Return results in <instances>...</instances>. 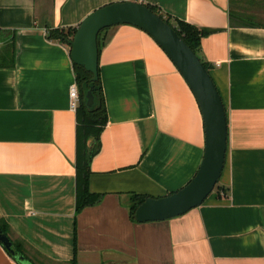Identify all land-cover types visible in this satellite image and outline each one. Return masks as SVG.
Here are the masks:
<instances>
[{
    "label": "crops",
    "instance_id": "0c3cea01",
    "mask_svg": "<svg viewBox=\"0 0 264 264\" xmlns=\"http://www.w3.org/2000/svg\"><path fill=\"white\" fill-rule=\"evenodd\" d=\"M141 0H0V221L33 264H264V25L232 27L230 0H142L216 31L201 58L227 111L220 189L162 222L132 218L133 195L184 188L204 157L205 127L189 85L144 31H106L99 70L108 123L91 162L94 206L77 213V84L71 47L47 29H77L96 10ZM0 264H19L0 243Z\"/></svg>",
    "mask_w": 264,
    "mask_h": 264
},
{
    "label": "water",
    "instance_id": "95a60500",
    "mask_svg": "<svg viewBox=\"0 0 264 264\" xmlns=\"http://www.w3.org/2000/svg\"><path fill=\"white\" fill-rule=\"evenodd\" d=\"M132 26L147 33L183 76L201 108L205 127V151L201 166L181 190L161 198L147 197L135 211L139 223L162 222L183 216L203 205L212 195L225 169L229 127L227 111L210 72L196 52L166 23L142 2L114 3L88 16L77 28L72 41L73 63L99 80V36L117 26ZM96 86L87 92V106L95 105ZM0 243L19 264H33L16 252L10 237L0 227Z\"/></svg>",
    "mask_w": 264,
    "mask_h": 264
},
{
    "label": "trees",
    "instance_id": "16d2710c",
    "mask_svg": "<svg viewBox=\"0 0 264 264\" xmlns=\"http://www.w3.org/2000/svg\"><path fill=\"white\" fill-rule=\"evenodd\" d=\"M257 0H230V20L232 27H261L263 25L253 23V17H250L246 13V9L241 7L243 3L255 4ZM154 13L160 16L166 23L175 29L179 36L196 52L201 58V44L202 40L216 31L212 29L199 28L188 22L179 20L170 15L162 13L157 7L147 5ZM106 31H103L99 36L100 52L104 47L107 39ZM77 29H47V35L50 40L61 41L69 45V41H72ZM202 60V58H201ZM205 67L210 72L212 67L205 63ZM15 64V48L14 38L12 37L4 48L0 51V67H13ZM77 85L80 90V104L77 109V139H76V178H77V213H80L83 209L94 206L100 201L101 195L91 193L90 190V178L92 175L91 162L99 154L100 148L91 147L89 141L94 139L97 143L100 140L103 130L108 123V115L106 102L104 97L103 85L99 70V80L97 83H93V75L88 73L84 68L74 64ZM211 74V72H210ZM95 85L96 89L93 94L95 96V105L92 108L87 106L86 95L90 87ZM191 182V181H190ZM189 182V183H190ZM220 189L219 183L215 190ZM173 193H169L171 195ZM167 196V195H166ZM147 196L144 195H133L131 213L133 220L135 219V211L137 207L142 204ZM0 227L3 232L11 236L8 225L0 221ZM11 239V238H10ZM12 240V239H11ZM14 248L17 253L25 255L23 245L12 240ZM12 257V256H11ZM13 258V257H12ZM69 264H78L77 261V244L75 246V257Z\"/></svg>",
    "mask_w": 264,
    "mask_h": 264
},
{
    "label": "rangeland",
    "instance_id": "374dc122",
    "mask_svg": "<svg viewBox=\"0 0 264 264\" xmlns=\"http://www.w3.org/2000/svg\"><path fill=\"white\" fill-rule=\"evenodd\" d=\"M240 6L244 7L246 9V13L250 17L254 18L253 23L264 25V0H257V2L252 5L248 3H243V5Z\"/></svg>",
    "mask_w": 264,
    "mask_h": 264
},
{
    "label": "built area",
    "instance_id": "2783aa9c",
    "mask_svg": "<svg viewBox=\"0 0 264 264\" xmlns=\"http://www.w3.org/2000/svg\"><path fill=\"white\" fill-rule=\"evenodd\" d=\"M140 2H142V0ZM69 95H70L71 109L73 111H77L80 104V90L77 84L71 87Z\"/></svg>",
    "mask_w": 264,
    "mask_h": 264
}]
</instances>
